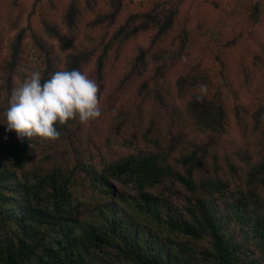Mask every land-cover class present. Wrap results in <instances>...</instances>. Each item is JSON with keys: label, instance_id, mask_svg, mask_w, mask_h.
Returning <instances> with one entry per match:
<instances>
[{"label": "trees", "instance_id": "obj_1", "mask_svg": "<svg viewBox=\"0 0 264 264\" xmlns=\"http://www.w3.org/2000/svg\"><path fill=\"white\" fill-rule=\"evenodd\" d=\"M114 1L115 5L121 2ZM182 1L153 0V4L159 9L156 3L166 2L169 6L170 3L182 4ZM12 2L19 10L14 20H5L0 12V36L5 32V25L15 32L9 43L10 53L4 60L11 73L5 77V87L0 86V94L5 95L0 103V264H264V163L246 166L245 174L251 187L263 193L242 192L237 186L233 201H230L231 193H227L230 181L219 177L218 173L212 175L206 165L208 160L220 163L212 158L208 149L214 143L213 138L204 145L206 148L195 144L181 155L182 170L174 169L172 163L154 149L122 156L114 163L105 162L101 168L85 165V159L75 151L86 155L103 151L110 145L113 134L123 133L135 117L141 126L154 127L155 123L151 124L149 119L160 114L151 99L162 95L158 91L161 80L145 78V74L137 72L125 78L120 76L125 67L120 64L121 68L117 69L108 65L102 56L83 45L76 31L64 30L81 13L82 0H48L45 4L39 0L37 26L31 23V15L22 25L25 8L19 7L18 0ZM185 2L193 7V27L189 33L196 35L195 24L199 22L201 34L212 24L217 37L222 35L221 39L207 45L226 68L225 78L234 98L253 91L264 99V0ZM174 9L179 11V7ZM1 10L9 16L7 9ZM143 14L136 13L131 22L140 24ZM155 18L149 21L162 24ZM165 29L162 27L159 33H164ZM149 50L142 49L141 56L153 65L158 63L159 77L164 76L166 67L180 59L179 51L175 50L169 53L167 61L163 47L152 48L147 58ZM3 51L0 37V60ZM29 52L33 55V64L28 61ZM23 54L27 58L20 61ZM74 69L88 74L99 84L102 111L99 118L84 124L78 119L65 125L57 123L61 135L55 141L39 137L21 141L15 131L7 130L4 116L7 99L11 90L26 79L27 72L39 70L47 80L56 71ZM198 95L201 93L195 92L186 106L196 120L195 126L200 131L222 134L225 114H237L239 110L223 95L224 102L216 111L218 118L208 116L206 112L213 107L212 99L204 96L198 101ZM204 105L208 106V111L203 112ZM116 114L125 122L118 125L112 118L113 122L107 126L110 129L101 127L102 122ZM147 135L152 138L148 131ZM82 146L88 151H83ZM107 174L136 186L138 195L132 203L115 201L97 206L109 193L106 185L114 190V185L105 181ZM167 178L181 182L194 193L187 209L194 223L172 216L160 217L158 201L165 197L150 190L164 184ZM79 184L85 188L82 200L76 196ZM89 202L95 204L91 210ZM223 207V212H219ZM83 208L88 209L87 215L83 216ZM149 215L154 217L155 227L141 223L140 219ZM233 222L244 233L245 241H237L236 234L227 231V225ZM162 224L191 234L193 239H204L207 244L199 249L193 243L164 237ZM250 239L253 246L248 244Z\"/></svg>", "mask_w": 264, "mask_h": 264}, {"label": "rangeland", "instance_id": "obj_2", "mask_svg": "<svg viewBox=\"0 0 264 264\" xmlns=\"http://www.w3.org/2000/svg\"><path fill=\"white\" fill-rule=\"evenodd\" d=\"M18 1L20 2H18L19 7L25 8H23L24 18L21 24H26L29 20L28 15H31V23L37 26L40 19L36 13L39 8V0ZM45 1L48 0H41V3ZM0 2L2 17L5 20L7 18L14 20L19 13L18 6L15 4L13 6L12 0H0ZM182 2V4L176 5L170 3L169 6L166 2H161L160 5L156 3L159 7V9H156L153 0L151 2H146V0H121L118 5H115L117 2L114 0H82L84 6H80L81 13L77 15L76 21L68 24H72L69 28L65 26V29H63L76 31L79 39H82L83 45L89 46L97 55L102 56L108 65L117 69L125 67L126 70L120 76L125 78L126 75L137 72V74H145L146 76L143 75L145 78L161 80L158 91L162 95L151 99L156 111L160 114L149 119L151 124L155 123L154 127L141 126L136 121L139 119L135 117L127 124V128L123 133L113 134L110 145L103 151H95L98 152L95 155H86L79 150L74 153L85 159V165L101 168L105 162L114 163L122 156L132 153L139 154L154 149L158 154L166 157L172 163L174 169L182 170V164L179 161L181 155L193 149L195 144H200L203 149L206 148L204 145L213 138L214 143L208 149L211 151L212 158L220 163H216L213 159L215 165L211 160L206 161V165L212 175L218 173L219 177H225L230 181L231 187L227 193H231V200L228 197L225 199L235 200L233 191L237 186L240 187L242 192L253 193L257 191L263 193V190L251 187L248 179H245V174L247 175L246 166L250 167L255 163H264V99H261L259 93H253V91L248 94L237 95L234 98L233 90L225 78L226 68L217 60V54L213 48L207 45L210 42L215 43L214 41L221 39L222 35L219 34L217 37L212 24L205 28L201 34L199 22L195 24L196 35L189 33L193 27V20L191 19L193 7L190 2L186 3L185 0ZM176 7H179L178 12L174 9ZM1 9H7L9 16ZM136 13H144L141 17L143 21H139L140 24L138 25L137 22H131ZM155 17L160 19L162 24H157L153 20L149 21L150 18L156 19ZM240 25L238 23V26ZM162 27H166V31L159 33ZM132 31H135V34L131 35ZM14 33L5 25V32L0 36L4 49L0 60L1 88L5 87V77L11 73L10 67L6 65L4 60L10 53L9 43L14 38ZM216 37L217 39H215ZM158 47H163V56L167 61L170 58L169 53L175 50L179 51L177 54L180 59L173 61L170 66L166 67L163 77H159L158 63L155 62L153 65L150 60H148L149 62L145 61L141 56L142 49H150L148 56H145L149 58L153 51L152 48L156 50ZM25 58H27L26 54L21 55L20 61ZM28 61L29 63L33 61L31 53ZM120 64L121 67H119ZM180 68L181 70H179ZM12 70L14 71V69ZM16 75L21 79L18 74ZM245 81L248 80L245 78ZM139 83H142V81ZM202 83L208 85V92L205 97L212 99L210 103H213L211 111L206 112L208 116L218 118L216 111L224 102V99L222 100L223 95L231 102V106L239 110L237 114L233 111V114H225L224 132L222 134H218L219 131H200L195 126L196 120L186 109L187 102L193 97L194 93H200L199 85ZM113 94L115 95V93ZM4 99L5 95L0 94V103ZM208 110V106L204 105L203 112ZM117 115L119 114L102 122L101 127L105 130L110 129L107 126L110 122H113L112 118L118 125L125 122L124 118ZM112 129H114V125ZM147 131L152 135V138L147 135ZM65 146L69 147L67 143ZM82 149L88 151L84 146H82ZM78 174L79 172H77ZM105 181L114 185V190L106 185L109 193L103 201L99 200L97 206H106V203L115 201H126L125 203L129 201V203H132L138 195L136 186L132 187V185L122 182L110 174L106 175ZM84 190L85 188L80 185V189L76 191V196L80 197V200H82ZM150 191L165 197V200L161 198L158 201L160 217L163 215L166 217L172 216L176 220L194 223V219L187 209L189 200L194 199L195 195L181 182H173L170 178H167L164 184L157 185ZM242 192L239 191L238 195L240 196ZM88 205H92L89 206V210H91V207L95 204L89 202ZM86 210L88 209H82L83 216L87 215ZM223 210L224 207L219 212H223ZM85 218L90 220L89 216H85ZM153 219L154 217L149 215V217L144 216L140 221L144 225L152 227V225L154 226ZM161 226L164 237H170L180 243H193L199 249H203L202 245L207 244L204 239L199 241L193 239L191 234L169 228L164 224ZM226 228L228 232L236 234L237 241H245L244 233L241 229H238L239 227L234 222L230 226L227 225ZM250 241L251 239L248 241L249 246H253L254 242L251 243Z\"/></svg>", "mask_w": 264, "mask_h": 264}, {"label": "clouds", "instance_id": "obj_3", "mask_svg": "<svg viewBox=\"0 0 264 264\" xmlns=\"http://www.w3.org/2000/svg\"><path fill=\"white\" fill-rule=\"evenodd\" d=\"M199 91L196 99L202 101L208 85L200 84ZM99 92L97 81L80 70H59L47 80L41 71H29L7 99V130L15 131L21 141L34 137L55 141L61 135L57 123L78 119L84 124L102 115Z\"/></svg>", "mask_w": 264, "mask_h": 264}]
</instances>
